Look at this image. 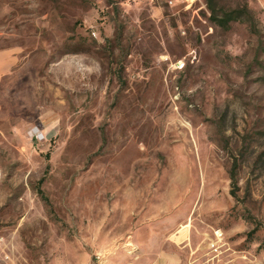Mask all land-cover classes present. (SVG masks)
<instances>
[{"label": "rangeland", "instance_id": "obj_1", "mask_svg": "<svg viewBox=\"0 0 264 264\" xmlns=\"http://www.w3.org/2000/svg\"><path fill=\"white\" fill-rule=\"evenodd\" d=\"M214 3L0 0V264H264V0Z\"/></svg>", "mask_w": 264, "mask_h": 264}, {"label": "trees", "instance_id": "obj_2", "mask_svg": "<svg viewBox=\"0 0 264 264\" xmlns=\"http://www.w3.org/2000/svg\"><path fill=\"white\" fill-rule=\"evenodd\" d=\"M207 5L211 19L221 28H227L231 22L240 19L244 14L241 10H219L216 8L214 0H207Z\"/></svg>", "mask_w": 264, "mask_h": 264}, {"label": "built area", "instance_id": "obj_3", "mask_svg": "<svg viewBox=\"0 0 264 264\" xmlns=\"http://www.w3.org/2000/svg\"><path fill=\"white\" fill-rule=\"evenodd\" d=\"M178 67H179V68H182V67H183V63H182V64H180Z\"/></svg>", "mask_w": 264, "mask_h": 264}]
</instances>
